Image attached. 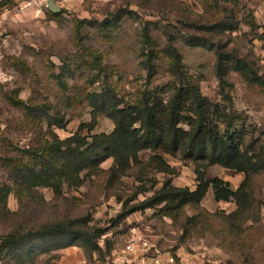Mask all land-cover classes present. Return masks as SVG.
Here are the masks:
<instances>
[{
    "label": "rangeland",
    "instance_id": "obj_1",
    "mask_svg": "<svg viewBox=\"0 0 264 264\" xmlns=\"http://www.w3.org/2000/svg\"><path fill=\"white\" fill-rule=\"evenodd\" d=\"M9 1L0 6V188L20 180L17 169H38L54 139L112 131V121L90 105L91 94L111 92L138 105L148 91L166 101L177 85L169 49L203 96L246 117L256 147L264 149V0ZM217 24L235 29H208ZM233 58L244 72L234 70ZM252 74L262 85L249 82ZM155 154L173 174L159 171L149 162L152 153L142 151L140 164L113 173V160L105 159L76 184L64 182L59 195L12 189L0 201V237L81 220L75 228L102 231L101 252L76 246L42 253L22 244L0 250V264H72L75 253L80 264H114L131 228L176 264H264V171L248 180L249 208L216 202L209 189L198 205L172 212L160 205L114 222L166 180L194 189L191 160ZM206 177L233 190L244 179L220 166L208 167Z\"/></svg>",
    "mask_w": 264,
    "mask_h": 264
},
{
    "label": "trees",
    "instance_id": "obj_2",
    "mask_svg": "<svg viewBox=\"0 0 264 264\" xmlns=\"http://www.w3.org/2000/svg\"><path fill=\"white\" fill-rule=\"evenodd\" d=\"M9 2L4 0L0 6ZM208 29L233 31L235 27L217 24ZM167 54L173 60L177 85L166 101L148 91L142 93L138 105L125 104L111 92L91 94L90 105L104 112L112 121V131L90 136L74 134L64 141L54 139L46 149L50 157L46 153L41 154L43 162L38 169L26 165L17 169L20 180H15L11 186L2 185L0 201L5 200L14 188H50L55 195H59L64 182L76 184L81 172L105 159L113 160L111 172L118 173L140 164L139 153L149 151L152 153L149 162L159 171L170 174L174 173L173 169L155 153L169 156L179 154L183 159L191 160L196 185L192 190L189 187L173 186L171 180H166L150 198L123 210L116 217L115 223L134 212L160 205L163 212L176 211L186 205H198L209 189L216 202H232L237 209L249 208L252 199L248 193V180L250 176L264 171V149L256 147L255 129L246 125V117L233 111L230 106L214 103L203 96L198 87L187 80L180 55L173 49L167 50ZM231 61L234 70L241 73L245 71L237 59ZM221 67L219 62L218 71H222ZM248 80L252 84L262 85L261 79L254 74ZM222 96L228 99L227 95ZM227 101L230 103L229 99ZM57 126L64 128L61 121ZM211 166L243 174L244 179L233 190L228 182L220 178L206 177V169ZM81 222L70 220L45 225L36 231L8 233L0 237V250L24 244L29 245L30 250L35 248L42 253L76 246L101 252L96 240L102 231L91 235L75 228Z\"/></svg>",
    "mask_w": 264,
    "mask_h": 264
},
{
    "label": "built area",
    "instance_id": "obj_3",
    "mask_svg": "<svg viewBox=\"0 0 264 264\" xmlns=\"http://www.w3.org/2000/svg\"><path fill=\"white\" fill-rule=\"evenodd\" d=\"M122 254L121 257L119 255L115 257L114 264L115 262L122 264H176L172 255H162L147 240L140 237L135 228L129 230Z\"/></svg>",
    "mask_w": 264,
    "mask_h": 264
},
{
    "label": "crops",
    "instance_id": "obj_4",
    "mask_svg": "<svg viewBox=\"0 0 264 264\" xmlns=\"http://www.w3.org/2000/svg\"><path fill=\"white\" fill-rule=\"evenodd\" d=\"M4 0H0V3ZM16 7V4H13L12 8ZM11 8V9H12ZM8 10V9H7ZM8 13V12H7ZM5 15V14H4ZM70 261L72 264H80V255L78 253H75L73 256L70 257Z\"/></svg>",
    "mask_w": 264,
    "mask_h": 264
}]
</instances>
